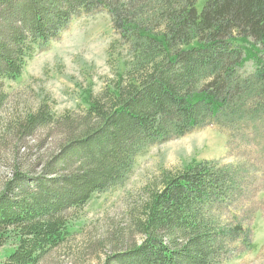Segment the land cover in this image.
I'll list each match as a JSON object with an SVG mask.
<instances>
[{
    "label": "trees",
    "instance_id": "obj_1",
    "mask_svg": "<svg viewBox=\"0 0 264 264\" xmlns=\"http://www.w3.org/2000/svg\"><path fill=\"white\" fill-rule=\"evenodd\" d=\"M102 11L130 59L100 96L85 94L83 112L42 108L16 125L29 135L50 126L60 138L36 177L17 167L2 183L0 247L14 248L1 264H40L68 240L73 212L123 187L151 147L211 121L228 130L264 122V0H0V110L6 81L75 18ZM160 184L133 223L142 241L104 264H218L226 243L249 239L251 229L216 219L237 191L230 166L192 162Z\"/></svg>",
    "mask_w": 264,
    "mask_h": 264
},
{
    "label": "rangeland",
    "instance_id": "obj_2",
    "mask_svg": "<svg viewBox=\"0 0 264 264\" xmlns=\"http://www.w3.org/2000/svg\"><path fill=\"white\" fill-rule=\"evenodd\" d=\"M151 27L156 30L155 25ZM129 59L111 16L102 11L75 18L59 40L27 63L19 80L5 82L8 99L0 110V189L17 167L22 168L20 174L36 177L44 164L39 158L53 155L59 145L60 135L53 127L42 126L29 135L16 125L42 108L56 116L83 112L85 94L100 96L116 82ZM253 69L249 63L245 72ZM230 113L226 117H232ZM202 161L217 162L219 168L230 166L238 179L237 191L218 208V225L234 229L241 224L251 229L245 243L225 244L218 264H264V122L248 121L230 130L211 121L185 137L151 147L137 159L123 187L96 194L82 210L73 212L68 240L40 264H104L114 252L140 243L143 237L133 223L142 216L163 176ZM13 248L0 247V264Z\"/></svg>",
    "mask_w": 264,
    "mask_h": 264
}]
</instances>
